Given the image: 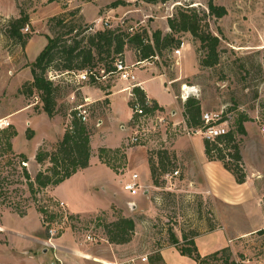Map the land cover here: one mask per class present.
I'll use <instances>...</instances> for the list:
<instances>
[{"label": "rangeland", "instance_id": "374dc122", "mask_svg": "<svg viewBox=\"0 0 264 264\" xmlns=\"http://www.w3.org/2000/svg\"><path fill=\"white\" fill-rule=\"evenodd\" d=\"M208 2L209 0H0V114L23 101L38 102L32 107L38 123V130L32 136L29 137V131L25 130L31 127L27 118L20 120L23 113L14 116L19 122L20 131L16 136L15 147L8 148L3 129L0 130V264H50L58 257L65 263L83 264L88 256L84 253L85 249L91 247L106 259L148 254L149 262L144 264H152L151 257L158 251H161L167 264H198L195 253L205 257L229 248L227 254L230 262L264 264V133L261 131L264 125V0H214L217 5H223L227 9V14L223 17H207L211 30L221 39L220 60L215 66L203 67L200 64L202 52L198 50L199 41L194 40L190 33H184L180 34L181 55L166 49L159 59L136 69L137 80L148 79L144 86L149 94L167 107L156 110L168 122L151 132L145 139V144H137L147 147L150 152L167 149L174 157V164L161 178V185L149 184L152 182L149 167L136 168L135 171L140 174L138 182L146 186V190L141 187L137 195H133L135 201L127 205L125 198L130 196V192L124 190L123 184L115 176L103 170L78 175L63 184L60 191L73 194V200L80 205L83 203L86 206L102 207L95 212L80 214L69 208L66 198L53 193L54 186L31 190L24 175V168L34 178L38 171L51 165L48 160L39 164L34 157L35 153L40 149H56L57 143L71 124L72 110L85 100H80L78 86L69 82L66 75L54 80L59 88L56 91L57 103L52 117L46 113L38 96H28L21 92L20 88L28 80L25 81V72H22L24 75L21 77H18V73L31 67L36 49H30L29 56L25 47L21 48L16 40L8 36L5 25L7 20L19 17L21 11H24L29 16L25 25L29 26V30H24V27L22 32L29 35L30 39L34 38L35 43L43 38L48 41V35L61 36V39L71 43L77 35L83 46L89 35L105 28L130 33L146 30L149 35L157 29L165 33L171 32L168 18L179 7L195 6L203 13L208 12ZM60 17L74 28L72 33L66 34L68 28L59 26L57 19ZM11 55L14 56L12 62ZM123 58L128 63H136V50L128 47ZM100 68H97V72L103 73ZM157 74H164L165 79L156 76ZM173 77L181 79L169 84ZM123 81L113 74L96 82L100 87H112L127 82ZM90 82L86 83L91 84ZM105 89L107 91L108 88ZM184 89L190 96L201 100L203 112H232L231 129H235V119L240 113L249 118L244 123L246 134L235 133L246 184L238 187V193L243 194V197L240 201L231 202L232 206L220 202L213 204L203 194L192 191L193 183L187 177L193 176H187L184 171L186 155L179 152L178 156L172 149L173 142L177 139L194 137L187 136L182 129L174 131L171 125L183 111ZM125 96V92L113 96L117 112H113L108 121V99L92 101L88 107L89 116L85 123L93 137V168L99 157V149L103 147L97 139L99 130L109 131L116 142L124 138L129 141L135 130L132 118L135 97L127 101ZM8 99L17 101L9 105L6 102ZM173 110L177 112L176 117L172 115ZM42 112H45L47 118L40 116ZM3 119L10 122V129L15 128L12 117L0 118ZM100 119L104 120V124L99 122ZM61 132L63 133L59 136L58 133ZM133 145L136 144L119 148L126 154V148ZM23 153L28 156L26 165L21 161ZM242 154L247 163L255 168L246 165ZM231 159V156L225 157L221 162H232ZM225 168L230 171L226 166ZM176 169L180 171L179 174L172 175ZM132 171H125L123 177L127 178ZM232 174L237 182V176ZM166 175L172 176L166 178ZM252 188H256L257 194ZM38 191L41 192V200L37 197ZM49 194L63 202L65 207V216L56 214L55 226L59 229V235L52 244L42 221L41 211V206L48 204L52 211L57 212L51 207L52 199H47ZM26 216L28 217L24 219ZM121 216L134 218L136 228L130 243L116 246L107 240L104 224ZM21 223L26 229L22 235L3 231L7 230L3 227L6 224L22 229ZM248 229L249 232L240 234ZM88 234L94 235L97 240L87 241ZM172 235L180 241L178 245L172 244ZM186 236L191 238L184 241ZM181 247L192 248L193 255L182 253ZM73 248L77 249L78 255L73 253ZM221 256L223 254L219 255V259L210 260L211 264H226L227 259Z\"/></svg>", "mask_w": 264, "mask_h": 264}, {"label": "trees", "instance_id": "16d2710c", "mask_svg": "<svg viewBox=\"0 0 264 264\" xmlns=\"http://www.w3.org/2000/svg\"><path fill=\"white\" fill-rule=\"evenodd\" d=\"M154 1L165 2L168 0ZM226 14L227 9L225 6L217 5L214 0H209L208 12L200 13L195 6L179 7L176 13L168 18L171 32L167 33L157 29L149 35L146 30L130 33L119 29L105 28L89 35L83 46L80 44L82 40H78L77 35L73 37L71 43L61 39V36L53 37L48 35L46 46L30 65L33 79L24 83L20 90L28 96L33 94L38 96L43 103L44 110L52 117L55 114L56 91L59 85L54 82L55 79L50 78V72H76L101 67L100 69L104 70V74H106L113 70L117 57L124 59L123 54L128 47L136 50L137 61L152 62V60L163 56L164 50L174 51L180 47L182 43L180 34L184 33H190L194 40L199 41L198 50L202 52L200 64L203 67L215 66L220 60L219 47L221 39L211 30L207 17L215 16L220 18ZM28 21V14L21 11L19 17L9 19L5 24L7 35L16 40V43L22 47H25L30 39L29 35H25L22 32ZM57 21L59 26L63 25L64 28H68L66 34L73 32L74 28L68 26L63 17L58 18ZM175 78L173 77L172 79L175 80ZM90 81L93 85L98 84L93 78ZM97 86L100 87L99 84ZM102 88L104 89L105 86ZM132 93L140 102L145 101L146 94L140 86H134ZM177 97L179 96L177 95ZM160 107L156 101L153 102V110ZM183 110L189 124L201 125L203 106L199 98L189 95L184 100ZM74 113L72 110L71 114L73 115ZM248 120L249 118L246 114L240 113L238 115L235 119V129H231L220 138L224 142L223 147L218 146L215 142L205 141L206 154L210 160L224 161L225 157L231 156L232 162H224L223 164L237 176V182L239 183L245 182L246 175L242 172L240 166L242 156L240 155L235 133L246 134L244 123ZM9 127H4L0 130L3 129L6 145L9 149H12L11 140L17 135V131L15 128L10 129ZM28 131V136H32L33 131L31 129H28ZM148 153L152 184L159 186L161 185V178L165 176L169 168L174 164V157L167 149H159L156 152L148 151ZM91 155V131L88 124L73 115L71 124L66 129L63 138L57 143L56 149L53 151L40 149L35 155V159L39 164L48 160L51 165L45 170L38 171L34 178L24 168V175L33 191L57 186L80 169L88 167ZM98 156L102 162L110 166L115 172H119L126 164V154L121 148L110 150L106 147H101ZM21 158L22 164L23 162H28V157L24 153L21 154ZM41 211L45 214L48 213L44 206H41ZM21 215H24L23 212H21ZM104 227L107 240L111 244L124 245L132 241L136 222L132 217L121 216L117 220L105 223ZM190 238L186 236L183 240ZM179 243L178 238L172 235V244L178 245ZM181 250L182 253L190 255H193L194 252L190 247H181ZM228 250L229 248L216 251L205 257L195 253V258L198 264H211L210 260L219 259V255L223 254L221 257L227 259L226 264H235L234 261L230 262L228 260ZM160 262L167 264L160 251H158L157 254L151 257V263L159 264Z\"/></svg>", "mask_w": 264, "mask_h": 264}, {"label": "crops", "instance_id": "0c3cea01", "mask_svg": "<svg viewBox=\"0 0 264 264\" xmlns=\"http://www.w3.org/2000/svg\"><path fill=\"white\" fill-rule=\"evenodd\" d=\"M47 42H48L47 39L43 38L42 40H40V41L38 40L35 43L34 38H31L28 41V43L26 44L25 48L23 47L24 50L29 54V56H30V53L28 51L30 49H33V48L36 49L34 52V56L32 58V62L36 59L38 54L46 46ZM21 48H22V46H21ZM12 59H14V56L12 57V55H11L10 56L11 62L13 61ZM126 62H127V60H126ZM132 63H129V64H132ZM22 72H25V77H26L25 81L26 80L31 81L33 79L30 67H27L26 69H24V71L22 70L21 72H19L18 77H21L24 75ZM156 76H160V77L164 78V74H157ZM64 78H65V76H64ZM180 79H181V77L178 79L172 80V82L179 81ZM147 80L148 79L137 80L138 82H141V85H142L141 88H143L146 96L149 97L151 100L156 101L161 107L167 108L165 106V104H163L161 101H159L156 97H153L149 94L148 90L144 86V84L146 83ZM112 87L114 88L113 90L111 89ZM112 87L111 86L108 87V85H107V87H105V88H108L106 91L105 88L103 89L102 87H99L97 85L84 83L82 86L77 87V90L79 91L78 95L80 96L81 101L85 100L86 98H90V100L94 101V102H99V101H102L103 99H108L109 100L108 107L110 110L109 115L106 119L108 121L111 118L112 113L117 112L115 102L113 99L114 95H116L118 93L125 92L126 93L125 98L127 101H130L131 98L133 97L132 96V88H133L132 84L127 85V82H125V84H120L119 86L112 85ZM105 92H107V93H105ZM72 97H74V96L72 95ZM14 101H17V100H14ZM14 101H11V99L6 100V102L9 105L12 104ZM36 103H38V102H33V103L27 102V103H25L23 101V103L21 102L18 105H14L13 107H11L12 109H9V110L5 109V111L0 114V118L12 117L13 125L15 126V129H16L17 135H18L20 133L19 126H18L19 122L15 118L16 117L15 115L16 114L19 115V114L23 113L24 115L22 117H20V120L27 118V120H26L27 123L29 125H31V127L29 126L28 128H30L34 133V131L38 130V123L36 120L37 116H36V114H34V110L32 108L33 105H35ZM40 116L47 118V115L45 114V112H42ZM131 116H130V118H131ZM130 118H129V121H130ZM101 121H102V124H104V120L100 119L99 122H101ZM28 128H26L25 130L27 131ZM62 133L63 132L58 133V135L60 136ZM98 134L99 135H98L97 139L99 141V144L103 147H109V148L115 149V148L124 147L127 145L128 140H125V138L120 139L118 142L114 141L111 138L112 134L109 131L105 132V131L99 130ZM16 136L13 137L11 140L13 147H15ZM263 136H264V134H263ZM92 142H93V137L91 135V146L93 145ZM92 147H94V146H92ZM172 147H173L172 149L174 151H176V153H178L177 154L178 156H179V152L186 155V158L184 160V165H185L184 171H185V174L187 176L188 175L193 176L192 178L189 176L187 177V179L189 181H192V183H193L192 191H195V193H199L200 195L203 194L207 199H210L213 202V204H214V202L215 203L220 202V203H224L225 205H228V206L229 205L232 206L233 204L231 202L240 201V199L243 197V194L238 193V191H240V190H238L239 189L238 187L245 186L246 182H244L242 184H238L236 182L233 174L225 168L224 164L221 161L208 159L207 154H206V150H205V141L203 140L202 137L194 136V137L177 139L176 141L173 142ZM125 152H126V165L119 172H115L110 166H108L106 163L102 162L99 159V157L96 158V164H95L96 166H95V168H93V152H92L89 166L86 168L80 169L75 174H73L70 178L66 179L65 181H63L59 185L54 186L53 187V193H55V195H57V196L60 195L61 197L63 196L64 198H66L68 201L67 204L69 205V208L75 213H80V214L84 213L85 214L88 212H93V211L95 212V211H98L99 209H102V207H100V208L98 207L99 205L86 206L83 203L80 205L78 202H75L73 200V194L71 195L68 192H65V193L61 192L60 187L63 184H65L66 182L76 178L78 175H81V174L87 175L88 173H92V172L98 173L99 171H102V170L105 173H109V174L115 176V178L119 179V181L124 185V182L130 180L131 175L133 173H138V171H135L136 168H139V167H149L150 168L149 153H148L147 147L144 148L140 145H133V146L127 147ZM242 155H243V158L245 160L246 165H249L246 161L244 154H242ZM249 167L255 168L251 164L249 165ZM92 168H93V171H91ZM129 170H131V171L134 170V171L131 172L132 173L131 175H127V178L123 177V175L125 174V171L127 173H129ZM151 183L152 182H149V184H151ZM252 190H254L255 194H257L256 188H252ZM58 193H59V195H58ZM145 193H147V191H145ZM129 194H130V196L127 195V197L125 198V202L127 205L129 203L135 201L134 196L131 193H129ZM135 195H137V194H135ZM122 204H124V203H122ZM18 217H20V216H18ZM27 217L28 216L23 217V218L26 219ZM19 219H22V218H19ZM16 221L18 222V220H16ZM22 226H23L22 229H19L18 226L16 227L13 225L6 224L3 227L6 228L7 230H3V231H5L7 233H11L13 235H20V234L22 235V232L26 231L25 225L22 224ZM247 232H249V229L246 231H241L240 234L243 235ZM116 246H122V245H116ZM112 247H113V245H112ZM72 251L74 254L75 253L77 254L76 248H73ZM85 251L86 252H84V251L83 252L86 253L88 256H87V258H85V261H84L85 263H83V264H102V261L108 260V259H106L107 257L105 258L103 255L98 253V251H95L93 249V247L87 248V249H85ZM46 253L47 252H45V254ZM113 253H114V250H113ZM19 262L23 263L22 260H20ZM63 263L69 264L67 262L65 263L64 260H63ZM50 264H56V260H54V261L52 260L50 262Z\"/></svg>", "mask_w": 264, "mask_h": 264}, {"label": "built area", "instance_id": "2783aa9c", "mask_svg": "<svg viewBox=\"0 0 264 264\" xmlns=\"http://www.w3.org/2000/svg\"><path fill=\"white\" fill-rule=\"evenodd\" d=\"M24 30H29V26H26ZM176 55H181L182 50L180 47L174 50ZM151 61H137L136 63L129 64L126 62L125 59L117 58L114 62V68L112 71L104 74L98 73L97 69H88L83 71H76V72H64V73H57V72H50L49 76L52 79H56L59 76L66 75L68 77V81L72 82L73 84L77 85L78 87L82 86L87 81H90L92 78L96 81L106 79L109 75H117L119 79L124 81L130 82L132 87L140 86L141 82L137 81L136 76V69L138 66L145 65L150 63ZM169 84L172 81L168 82ZM133 89V88H132ZM194 89V88H193ZM191 90L193 94L195 93L194 90ZM185 90V89H184ZM187 90L182 93V97L185 100L189 94H185ZM132 96L134 97L133 93ZM92 104L90 98H86L84 103H79L77 106L74 107L73 111L75 112L73 115L81 119L82 121L86 122L88 120V107ZM153 102L152 100L146 96L144 102H140L137 98L133 103V121L135 130L132 133V136L128 144H145V139L148 138L151 132H155L157 127H162L165 123L168 122L167 118L164 115H160L157 113L158 110L152 109ZM150 108V109H149ZM154 113H157L154 115ZM70 114L71 117H73ZM154 115V116H153ZM172 115L176 117L177 112L176 110L172 111ZM153 116V117H152ZM233 120L232 112H228L227 110H217L211 112H203L201 116V125H191L188 123L187 117L184 114V110L182 113L179 114L178 118L171 122L173 126V130H181L187 136H200L203 138L204 141L215 142L218 146L223 147L224 142L220 140L221 137L226 135L231 130V123ZM10 122L7 119L0 120V129L4 127L10 126ZM261 131L264 133V125L261 128ZM27 162H23L26 165ZM179 170L176 169L172 173V175H178ZM172 175H166V178ZM139 174L133 173L131 175L130 180L124 182V189L130 192L132 195H135L139 192L140 188L143 187L146 190V186L141 185L138 182ZM39 192V191H38ZM48 200L52 199L51 207L54 208L57 212L52 211L48 204H45V208L47 209L48 213L42 212V221L47 229L48 238L53 243L54 239H56L59 235V229L55 226V218L56 214L65 216V207L63 202H61L57 198H53L52 195H48ZM39 200L43 199L41 197V192L37 194ZM46 200V199H44ZM45 201V202H48ZM87 241H96L97 238L94 235L88 234L86 236ZM55 246V244H53ZM58 257V256H57ZM149 262L148 254L142 255H133L126 258H118L114 257V259H108L102 261V264H144ZM56 264H64L61 258H56Z\"/></svg>", "mask_w": 264, "mask_h": 264}, {"label": "bare ground", "instance_id": "6f19581e", "mask_svg": "<svg viewBox=\"0 0 264 264\" xmlns=\"http://www.w3.org/2000/svg\"><path fill=\"white\" fill-rule=\"evenodd\" d=\"M187 88V86L185 87V89ZM187 93V91L185 92V94Z\"/></svg>", "mask_w": 264, "mask_h": 264}]
</instances>
